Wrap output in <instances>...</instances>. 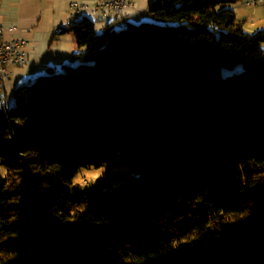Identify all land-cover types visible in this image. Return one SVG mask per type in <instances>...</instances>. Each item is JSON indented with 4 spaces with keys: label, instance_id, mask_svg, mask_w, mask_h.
I'll list each match as a JSON object with an SVG mask.
<instances>
[{
    "label": "trees",
    "instance_id": "16d2710c",
    "mask_svg": "<svg viewBox=\"0 0 264 264\" xmlns=\"http://www.w3.org/2000/svg\"><path fill=\"white\" fill-rule=\"evenodd\" d=\"M235 1L153 0L122 30L67 29L64 72L0 108V264H264V31ZM122 165L134 180L114 187Z\"/></svg>",
    "mask_w": 264,
    "mask_h": 264
},
{
    "label": "crops",
    "instance_id": "0c3cea01",
    "mask_svg": "<svg viewBox=\"0 0 264 264\" xmlns=\"http://www.w3.org/2000/svg\"><path fill=\"white\" fill-rule=\"evenodd\" d=\"M76 2L93 6L100 0H1L0 22L5 27L6 39H24L28 42L27 63L18 68H10L9 81L16 79L17 83L24 84L47 73L49 69L56 70L70 63L71 57L79 50L74 34L67 30L73 24L74 11L71 5ZM128 2L131 6L121 17L110 15L103 20L88 19L96 23L98 33H102L107 26L115 29L120 22L125 25L138 24L151 19L149 8L153 0ZM231 5L238 16L250 8L245 0L232 2ZM252 14L245 20H263L262 10L257 9Z\"/></svg>",
    "mask_w": 264,
    "mask_h": 264
},
{
    "label": "rangeland",
    "instance_id": "374dc122",
    "mask_svg": "<svg viewBox=\"0 0 264 264\" xmlns=\"http://www.w3.org/2000/svg\"><path fill=\"white\" fill-rule=\"evenodd\" d=\"M231 4L225 6L224 8H230L231 9ZM250 7V6H249ZM262 7V6H261ZM262 10V13H264V8H258V7H250L247 10L244 11V13L239 14L238 18L242 21H246L245 23V30L251 34L256 33L258 30L264 29V16L262 21H250L245 20L248 16L253 15L252 12L256 10ZM244 16V17H243ZM253 17V16H252ZM255 18V17H253ZM251 18V19H253ZM255 20V19H254ZM98 25V24H97ZM98 27V26H97ZM126 27V25L122 22H120L118 25L115 26V30L119 31L122 30ZM78 63L76 62L73 64L74 67H76ZM242 70V66H237L234 70H231L229 68H223L222 70V75L223 77H228L232 74L239 73ZM56 73H62L63 67L58 68L55 70ZM47 73L44 72L42 75H46ZM13 79V78H12ZM36 79L30 80L26 83H17L16 79H13L12 81H7L6 88L8 96L6 97L7 93L4 92L2 93V97L4 98V102L7 107L11 108L16 105V93L18 92L19 89L24 88L25 86H28L32 84ZM6 99V100H5ZM130 168L128 166H115L110 170V176L113 179V186L114 187H120L121 185L125 184V182H129L130 179H133V175L131 171L129 170ZM109 172L108 167H103L101 169H82L77 176L73 179L72 185H67L68 188L72 189H77V190H83L95 183H97L100 178H102L105 174ZM7 175V171L2 166L0 162V184L5 181ZM129 178V179H128Z\"/></svg>",
    "mask_w": 264,
    "mask_h": 264
},
{
    "label": "built area",
    "instance_id": "2783aa9c",
    "mask_svg": "<svg viewBox=\"0 0 264 264\" xmlns=\"http://www.w3.org/2000/svg\"><path fill=\"white\" fill-rule=\"evenodd\" d=\"M250 7L264 5V0H245ZM75 15H89L94 19L103 20L110 15L121 17L131 6L128 0H100L99 3L89 6L82 3H72ZM1 7V0H0ZM28 42L24 39H6L5 27L0 22V100L4 102L2 93L4 86L9 81V69L18 68L27 63Z\"/></svg>",
    "mask_w": 264,
    "mask_h": 264
},
{
    "label": "bare ground",
    "instance_id": "6f19581e",
    "mask_svg": "<svg viewBox=\"0 0 264 264\" xmlns=\"http://www.w3.org/2000/svg\"><path fill=\"white\" fill-rule=\"evenodd\" d=\"M80 18H92V17L89 15H75L73 17V24ZM4 105H5L4 102L0 100V108H2Z\"/></svg>",
    "mask_w": 264,
    "mask_h": 264
}]
</instances>
